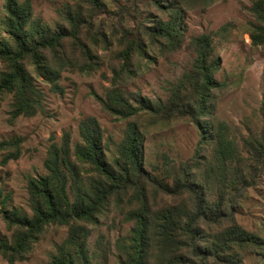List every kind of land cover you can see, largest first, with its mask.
Returning <instances> with one entry per match:
<instances>
[{"label":"trees","instance_id":"obj_1","mask_svg":"<svg viewBox=\"0 0 264 264\" xmlns=\"http://www.w3.org/2000/svg\"><path fill=\"white\" fill-rule=\"evenodd\" d=\"M215 1L147 0L167 19L149 13L141 29L123 35L118 66L112 67V87L99 98L109 114L121 120L133 117L115 145L116 155L108 158L114 142L104 138L100 124L91 117L79 124V142L71 145L65 139L52 144L43 163L45 173L27 183L30 214L10 210L0 201L2 219L11 233L9 241L0 240L3 258L10 263L25 260L54 225L67 227L68 232L47 264H96L89 226H97L109 212L132 224L128 235L115 242L118 264H242L253 252L264 256V237L236 219L241 201L264 171V127L258 136L244 138L240 147L231 127L210 117L215 109L212 92L223 87L214 76L220 67L214 56L215 33L191 37L195 57L170 85L165 100L151 101L122 87L137 74L133 58L145 57L147 46L158 48L159 55L180 50L185 42L183 4L205 7ZM77 6L72 11L66 6V12L60 8L58 20L50 26L34 16L32 0H6L0 29V61L5 66L0 92L12 95L13 117L33 116L42 108L41 91L27 65L55 92L62 90L59 80L64 71L89 73L98 65L99 57L81 41L80 32L93 27L104 3L87 0L86 7ZM250 12L252 45L264 46V0H253ZM67 40L78 44L83 63L77 64L67 52ZM141 114L149 116V124L191 122L199 136L194 156L175 163L166 159L161 166L146 164ZM8 149L12 152L8 158L20 156L18 142L1 141L0 151Z\"/></svg>","mask_w":264,"mask_h":264},{"label":"rangeland","instance_id":"obj_2","mask_svg":"<svg viewBox=\"0 0 264 264\" xmlns=\"http://www.w3.org/2000/svg\"><path fill=\"white\" fill-rule=\"evenodd\" d=\"M101 1L104 7L94 19L93 27L90 30L83 28L80 32L81 41L99 57L98 65L91 72L64 71L59 80L62 90L55 92L34 74L31 65H27L34 84L41 91L39 100L42 107L29 117H13L12 95L0 92V142L13 141L20 145V156L16 159L8 158L12 157L11 149L0 151V201L10 210L18 209L30 214L29 178L45 173L43 163L52 144H60L65 139L71 145L80 141L81 121L89 117L98 121L104 138L114 142L107 153L111 158L116 155L115 145L122 140L127 122L133 119L121 120L109 114L102 108L99 98L105 97L112 87V67L118 66L116 54L124 48L123 35L141 29L149 13L156 19L167 17L147 0ZM252 2L217 0L205 7L198 6L196 2L191 6L183 4L181 27L185 42L180 50L159 55L158 48L147 46L145 57L133 58L132 68L139 67L137 74L122 87L151 101L165 100L170 85L184 69H189L195 57L189 45L191 37L213 32L214 56L220 64L214 76L223 83V87L212 92L215 109L210 117L226 122L240 147L244 138L258 136L264 127V46H253L249 36V22L253 21L250 12ZM78 4L86 7L87 0H32L34 16L50 26L58 20L60 8L61 12L72 11ZM5 5L6 0H0V29L6 13ZM66 6H69L67 10ZM222 27L227 28L225 32L221 31ZM1 34L6 35L2 31ZM93 34L97 36L95 39ZM70 42L67 40V52L77 64L83 63L80 47L74 41L71 45ZM4 69L0 61V72ZM132 103L137 105L134 101ZM149 119L147 114H141L138 120L146 131L142 146L146 164L161 166L166 159L175 163L194 156L199 136L191 122L173 119L164 124H149ZM147 168L150 170L151 166L148 164ZM2 207L0 203V211ZM121 219V215L109 212L97 226H89L91 235L88 241L96 252V264H118L115 242L128 235L132 225ZM236 219L249 231L264 237V171L258 178V184L250 188L241 201ZM67 232V227L51 225L25 260L10 263L0 255V264H47L50 254L63 242ZM10 235L0 212V240L9 241ZM242 264H264V256L262 252H253L244 258Z\"/></svg>","mask_w":264,"mask_h":264}]
</instances>
